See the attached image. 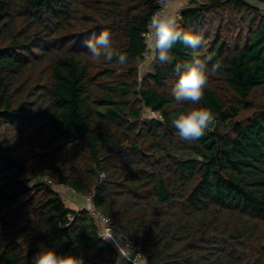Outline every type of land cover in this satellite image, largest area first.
<instances>
[{
    "label": "trees",
    "instance_id": "16d2710c",
    "mask_svg": "<svg viewBox=\"0 0 264 264\" xmlns=\"http://www.w3.org/2000/svg\"><path fill=\"white\" fill-rule=\"evenodd\" d=\"M164 1L0 0V264L59 236L58 254L130 264L78 197L148 264H264V0L184 1L179 25L202 43L141 75ZM103 30L125 65L91 60ZM208 54L222 67L198 106L214 123L182 141L172 120L194 105L171 95L174 66Z\"/></svg>",
    "mask_w": 264,
    "mask_h": 264
},
{
    "label": "clouds",
    "instance_id": "9594fccd",
    "mask_svg": "<svg viewBox=\"0 0 264 264\" xmlns=\"http://www.w3.org/2000/svg\"><path fill=\"white\" fill-rule=\"evenodd\" d=\"M142 35L150 52L148 59L151 63L159 65L174 62L171 50L177 42H182L191 48H197L202 43L199 36L183 31L177 15L166 10H158L152 14L147 30ZM85 47L93 61L101 59L107 62L115 61L118 66L128 62L127 55L114 48L112 33L109 30H103L87 40ZM137 60L141 62L142 58L138 57ZM221 67L220 60L214 61V54H208L203 58L196 56L187 63H175L174 73L177 79L171 87V95L177 102L187 101L194 105L172 120V125L182 141H198L214 123L215 117L212 111L198 105L204 98L210 74L217 73ZM112 235L109 232L101 237L108 240ZM126 250H131V247L124 246L119 249L123 257L131 258L130 255H124ZM31 264H85V262L81 256L61 255L55 248L41 245L40 251L32 257ZM117 264H122V261L118 259ZM134 264H136L135 259Z\"/></svg>",
    "mask_w": 264,
    "mask_h": 264
},
{
    "label": "built area",
    "instance_id": "2783aa9c",
    "mask_svg": "<svg viewBox=\"0 0 264 264\" xmlns=\"http://www.w3.org/2000/svg\"><path fill=\"white\" fill-rule=\"evenodd\" d=\"M252 3H258L257 0H247ZM160 10H166L169 13H173L177 15V17L180 16L179 11H173L172 9V0H165L162 4V7ZM173 11V12H172ZM150 56V52L147 50L144 53V62L142 63V66H145L147 62H149L148 57ZM148 64V63H147ZM156 116H159L158 113H155ZM104 177V176H103ZM45 182L52 184L51 181L46 180ZM82 207H84L86 210L89 211L91 216H93L96 219L97 226L99 228V236L100 238L109 244H111L119 253L120 257L129 262L130 264H134V259L136 264H148L147 257L140 245H138L134 240L130 238H124L121 236L119 230L114 226L112 220L110 218H107L103 214H101L99 211L95 209V207L92 204V201L90 198H85L84 201L81 199ZM111 232L112 238L105 240L101 236H104L106 233ZM124 246H130L131 250H126L124 252V255H130L131 258H125L120 253L119 249Z\"/></svg>",
    "mask_w": 264,
    "mask_h": 264
},
{
    "label": "rangeland",
    "instance_id": "374dc122",
    "mask_svg": "<svg viewBox=\"0 0 264 264\" xmlns=\"http://www.w3.org/2000/svg\"><path fill=\"white\" fill-rule=\"evenodd\" d=\"M149 61H150V60H149ZM147 63H148V62H147ZM147 63L145 64V66H142V67H141V70H140V74H141V75H143L145 72L151 71V64H147ZM69 194H70V191L66 193V200H67V203L69 202L68 204H70ZM78 198H79L78 200L81 201V198H80V197H78ZM71 202H72V201H71ZM67 240H68L67 237H65V236H59V237H57L54 241L49 242V243H44V244H41V245H43V246H45V247L55 248V250H57L59 244L65 242V241H67Z\"/></svg>",
    "mask_w": 264,
    "mask_h": 264
},
{
    "label": "crops",
    "instance_id": "0c3cea01",
    "mask_svg": "<svg viewBox=\"0 0 264 264\" xmlns=\"http://www.w3.org/2000/svg\"><path fill=\"white\" fill-rule=\"evenodd\" d=\"M184 1H186V0H172V9H173V11L181 10L184 7V4H185ZM78 199H76V201H74V202H75L76 205H78L80 207V206H82V202L79 201Z\"/></svg>",
    "mask_w": 264,
    "mask_h": 264
}]
</instances>
